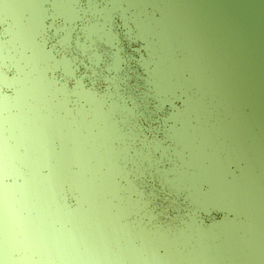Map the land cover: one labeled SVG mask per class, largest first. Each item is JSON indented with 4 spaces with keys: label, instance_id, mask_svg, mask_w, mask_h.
<instances>
[{
    "label": "water",
    "instance_id": "obj_1",
    "mask_svg": "<svg viewBox=\"0 0 264 264\" xmlns=\"http://www.w3.org/2000/svg\"><path fill=\"white\" fill-rule=\"evenodd\" d=\"M0 264H264V0H0Z\"/></svg>",
    "mask_w": 264,
    "mask_h": 264
}]
</instances>
